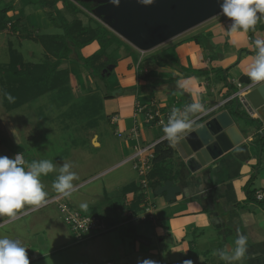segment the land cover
<instances>
[{
	"label": "crops",
	"instance_id": "obj_1",
	"mask_svg": "<svg viewBox=\"0 0 264 264\" xmlns=\"http://www.w3.org/2000/svg\"><path fill=\"white\" fill-rule=\"evenodd\" d=\"M231 24L229 19L204 32L210 34L217 45L215 59H210L196 41H185L183 34L168 40L176 46L183 66L207 68L209 72L206 74L183 76L173 68L160 67L147 59L150 55L146 54L147 51L140 52L137 63L131 56H125L123 50L115 56L119 61L115 68L120 64L121 72L117 82L110 86L119 87V93L126 90L123 95L115 93L109 101L115 104L110 119L117 126L115 134L121 141L120 153L124 159L120 164L131 158L138 147L167 139L163 133L167 123H157V118L150 120V113L159 111L166 115L179 109L177 118L190 121V127L180 134L178 140H168L174 148V156L168 160L172 167V178L168 180L180 186L175 200L167 201L166 194L156 195L155 189H144L140 180L131 178L122 185L116 197L104 192L110 203L101 215L97 208L92 210L109 220L120 217L125 235L133 237L127 243L132 248L130 255L133 257H125L122 264H229L220 258L219 251L231 256L240 234L247 237L246 252L234 264H264V202L260 203L264 201V121H261L263 117L259 110L250 114L234 96L240 88L256 84L246 73L256 56L253 54L257 51L256 40H264V17L254 32L251 29L231 31ZM75 65L79 64L75 62ZM73 68H69L71 78L76 79L73 82L86 90L85 82L80 81V72L83 71L84 75L86 69L81 65ZM72 72L79 74L75 77ZM218 72L221 80L213 82ZM151 79L158 82L152 83ZM192 103L202 104V110L185 113V107ZM236 108L245 117L239 116ZM223 112L233 118L244 141L202 170L190 172L182 161L177 142L196 126ZM195 119L202 121L194 125L192 121ZM94 138L98 142L96 145L100 146L98 134ZM152 161L153 167L154 159ZM128 162L136 170L134 161ZM259 194L263 195L262 199ZM103 222L106 223L104 219ZM107 262L116 264L113 259Z\"/></svg>",
	"mask_w": 264,
	"mask_h": 264
},
{
	"label": "rangeland",
	"instance_id": "obj_2",
	"mask_svg": "<svg viewBox=\"0 0 264 264\" xmlns=\"http://www.w3.org/2000/svg\"><path fill=\"white\" fill-rule=\"evenodd\" d=\"M70 1L81 11H74L64 2H59L46 12L35 5H30L26 0H0V9L13 4L15 9L9 13V16L15 21L19 19L20 23L22 22L17 34L11 27H8L7 32L0 31V139L2 141L0 155L13 158L20 152L25 167L33 161H52L55 170L40 177L47 192L45 202L61 195L53 188V181L60 175L59 169L64 163H70L72 165L70 171L76 173L77 179L73 181L72 194L64 196L62 202L69 204L73 210L81 214H91L92 210L97 208L98 214L101 215L110 203L109 199L104 197L105 191L116 197L127 180H132L131 178L141 180L131 162L120 164L124 159L120 153L121 141L115 134L117 126L112 124L110 119V115L115 111V104L109 102L113 98L98 100L104 98V92L108 91V88L86 69L84 74L86 76L84 77L82 71L80 72L82 79L78 78L81 82H85L86 90L78 88L77 83L73 82L76 79L71 78L70 87H64L63 92L47 93L11 110L5 105L3 93V71L10 64L13 54L28 64H42L47 59H55L47 52L40 36L62 33L61 25L64 20L72 22L80 19L87 24L90 22L89 17H92L114 31L103 22L104 16L98 18L94 14L95 8L90 11L79 4L92 1L95 6L100 1ZM258 17L260 21L263 20L264 14L261 13ZM229 19L222 12L182 34L186 36L185 41H187V38L207 32ZM107 20L113 23L114 17ZM171 42L162 43L150 52L175 46ZM98 48V43L94 42L82 48L80 54L89 56ZM151 53L146 52L148 55ZM253 54H257V51ZM71 57L72 59L64 61L61 67L73 68L80 65L78 62L79 65H75L76 53ZM116 63L119 61L117 60ZM119 72H121L120 64L107 77L109 85L117 82ZM221 72L224 75V72ZM73 74L77 77L79 72ZM220 80L221 74L218 72L213 82ZM89 86L93 88L91 93L98 95L94 96V102L104 101L101 108L91 109L93 103L88 98L91 94L88 92ZM118 88L111 87L114 95L120 91ZM123 92L126 93V90L123 89ZM123 92L117 94L123 95ZM88 106L91 108L86 110ZM95 134H98L100 146H97ZM43 204L38 207L25 205L15 217L0 216V238L19 240L27 248L29 260L32 257L30 264H104L109 259L115 260L116 264H122L124 262L122 259L125 257H133L130 255L132 248L127 244L133 240V237L129 234V236L125 235L121 226L117 230L112 229L103 234L93 230L79 238L73 233L70 223L64 219L65 216L61 213L57 202Z\"/></svg>",
	"mask_w": 264,
	"mask_h": 264
},
{
	"label": "trees",
	"instance_id": "obj_3",
	"mask_svg": "<svg viewBox=\"0 0 264 264\" xmlns=\"http://www.w3.org/2000/svg\"><path fill=\"white\" fill-rule=\"evenodd\" d=\"M30 5H35L44 11H49L54 8L59 2H64L71 9L76 12L81 10L70 0H26ZM83 7L93 11L98 5H93L92 1L80 2ZM13 4L0 9V31H4L11 27L14 32L20 30V20H13L9 13L14 10ZM90 22L85 24L80 19H75L72 22L64 20L61 28L62 33L41 35V42L44 44L47 52L52 54L55 59H47L42 64H28L17 55L13 54L11 57L10 64L3 71V82H4V98L6 107L11 110L12 108L19 107L30 101H33L50 92H60L64 87H70L71 70L69 68H63L61 65L64 61L72 59V54H77L76 62L81 66L83 65L87 69L90 75H93L102 82L108 91L104 92V98L98 99H109L114 98L115 95L107 82V77L112 74L116 65L117 59L116 54L119 50H123L125 56H131L134 63H137L140 58V51L133 47L129 42L122 39L114 31L109 29L100 21L95 18L89 17ZM260 19L258 17L257 23L251 32H254L259 25ZM196 41L204 50L206 55L210 59L217 57V45L214 44L210 34L199 33L191 36L187 41ZM254 40V39H253ZM97 42L99 48L89 56H83L80 54V50L87 45ZM79 49V51H77ZM147 59L152 60L155 64L160 67H170L175 71L181 73L183 76L202 75L209 72L207 68L202 69H189L182 65L179 55L176 51V46L168 47L162 50L151 53ZM113 65L114 69L109 73L105 69ZM227 69H223L225 71ZM152 83L158 82L157 80L151 79ZM160 82V81H159ZM8 84V85H7ZM230 85V84H229ZM232 86V85H231ZM89 86L88 92H93V88ZM104 87V86H103ZM106 88V90H107ZM63 92V91H62ZM7 94H11L12 99L8 98ZM92 93L88 95V98L92 100L93 106L86 107L88 109L101 108L104 101H95ZM15 97H17L15 99ZM100 106V107H99ZM94 107V108H93ZM202 119L197 120L194 125L199 124ZM2 141L0 139V145ZM20 153V152H18ZM174 156V148L168 139H165L158 143L155 148L154 163L152 170L149 173V186L155 189L161 182L172 178V167L168 163ZM24 159V158H23ZM251 180L248 183L251 184ZM141 186V185H140ZM129 188V187H128ZM247 188V187H246ZM264 202V201H260ZM136 208L138 205L135 204ZM90 216H97L102 222L105 220L106 230L120 228L121 219L116 217L115 220H109V218H103L99 215L88 214ZM104 223V222H103ZM102 233V232H100ZM136 237V236H135Z\"/></svg>",
	"mask_w": 264,
	"mask_h": 264
},
{
	"label": "water",
	"instance_id": "obj_4",
	"mask_svg": "<svg viewBox=\"0 0 264 264\" xmlns=\"http://www.w3.org/2000/svg\"><path fill=\"white\" fill-rule=\"evenodd\" d=\"M98 1L94 14L98 18L104 16V23L141 51H149L222 13L220 5L223 3V0H152L147 4L141 0ZM110 17H114L113 23L107 20ZM113 69L114 66L109 65L105 71L110 73ZM240 101L250 114L259 110L264 121V82L248 88ZM236 113L245 117L239 108ZM243 141L238 125L223 112L196 126L176 146L185 166L195 173ZM154 192L166 194L167 201H172L180 192V186L166 180Z\"/></svg>",
	"mask_w": 264,
	"mask_h": 264
},
{
	"label": "clouds",
	"instance_id": "obj_5",
	"mask_svg": "<svg viewBox=\"0 0 264 264\" xmlns=\"http://www.w3.org/2000/svg\"><path fill=\"white\" fill-rule=\"evenodd\" d=\"M142 3H151L152 0H141ZM223 14L232 20L231 31L241 29L248 31L257 23L258 13L264 14V0H223L220 5ZM257 54L246 75L256 83L264 82V40H256ZM11 100V94H7ZM203 105L192 103L185 107V113L201 111ZM179 109H173L163 133L169 141H176L180 134L190 127V121L177 118ZM72 165L64 163L59 169L60 175L53 181V188L65 196H70L74 189L73 181L77 179L75 172L70 171ZM55 170L51 160L33 161L27 167L21 154L13 158L0 155V216L15 217L25 205L40 206L47 196L40 177L46 176ZM247 237L238 235L235 240V249L231 256L225 251H219L222 260L229 264L239 261L246 252ZM0 264H30L25 248L19 240L0 238ZM152 264V262H151Z\"/></svg>",
	"mask_w": 264,
	"mask_h": 264
},
{
	"label": "built area",
	"instance_id": "obj_6",
	"mask_svg": "<svg viewBox=\"0 0 264 264\" xmlns=\"http://www.w3.org/2000/svg\"><path fill=\"white\" fill-rule=\"evenodd\" d=\"M249 87L247 88H240V90L234 94L235 97H237L238 99L243 98L244 95V90H247ZM246 92V91H245ZM141 109V108H140ZM142 110V109H141ZM171 113H167L166 115L161 114L159 111H156L154 113H150V115L148 116V118L152 121H154L156 118V122L157 123H167L168 122V118L170 116ZM197 119L193 120L192 123L196 122ZM163 140H158V141H154L152 143H149L147 145L144 146H140L136 149V152L134 153V155L125 160V162H128L130 160L134 161V165L136 170L138 171L141 180V186L144 189H147L150 187L149 186V173L152 170V165L151 163L153 162L152 160L154 159V155H155V148L156 145L158 143H160ZM21 154V153H19ZM22 156V154H21ZM23 158V156H22ZM24 161V159H23ZM65 195L61 194L57 197H54L48 201H46L43 205H47L49 203L52 202H57L58 203V207L61 210V213H63V215L65 216V220L70 223L71 225V229L73 231V233L79 237L82 238L84 237L85 233L87 232H91L93 230L98 231V233L103 232L106 230V227L104 225V223L95 215L90 216L88 214H81L79 211L73 210L72 207L65 203L62 202V199L64 198ZM259 199L263 198L262 194L258 195ZM105 264H112V262H107Z\"/></svg>",
	"mask_w": 264,
	"mask_h": 264
}]
</instances>
